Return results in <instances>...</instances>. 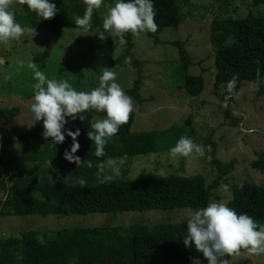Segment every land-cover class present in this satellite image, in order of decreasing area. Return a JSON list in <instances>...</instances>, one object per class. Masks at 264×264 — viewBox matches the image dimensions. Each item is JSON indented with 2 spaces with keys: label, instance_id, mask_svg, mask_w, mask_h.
Returning a JSON list of instances; mask_svg holds the SVG:
<instances>
[{
  "label": "rangeland",
  "instance_id": "rangeland-1",
  "mask_svg": "<svg viewBox=\"0 0 264 264\" xmlns=\"http://www.w3.org/2000/svg\"><path fill=\"white\" fill-rule=\"evenodd\" d=\"M115 2L106 0L99 13L105 16ZM248 3L249 0H188L180 5L184 19L175 31L166 28L154 32L152 36L142 33L138 38L128 33L123 43L107 34L103 41L98 39L94 33L101 30L98 28L91 29L90 33L68 28L59 35L35 29L37 34L34 37L26 32L18 41L0 43V108L18 107L10 125L0 124V140L12 142L11 149L0 150V178L9 184L8 167L5 165L9 163L12 151L19 149L12 130L24 133L33 123L30 104L35 93L33 85L37 83L35 71L43 72L48 79L67 80L77 91H90L99 86V77L107 67L117 74L116 82L126 94L134 78L132 59H138L142 61L140 96L144 101L140 105L133 101L132 133L127 136V143L131 150L143 154L130 157L125 171L121 166L119 176L133 179L147 175L200 174L204 184L208 185L215 175L211 161L218 159L225 162L233 158V169L225 175L224 184L220 183L210 190L207 205L225 203L230 197L231 186H239L244 180L259 183L262 175L252 169L249 162L255 158V151L264 147V95H257L255 84L248 81L242 82L232 94L227 91V86L213 90V49L209 43V23L213 17L243 16L249 10L264 15V7H252ZM14 9L18 10L14 7L10 10ZM174 39L184 42L191 61L186 71L203 79L202 89L197 95L186 96L176 87L182 82V72L175 47L167 44ZM127 41L129 45H126ZM33 63L36 67H29ZM172 124L192 128L194 142L210 146L211 150H206L203 157L193 154L173 158L170 155L173 144L164 139L153 148L151 131L162 130ZM136 141L140 145H136ZM108 159L105 158V161ZM53 169L55 167L51 163L49 166L47 160L36 161L26 165V175L29 181H38L42 177L50 178L55 172ZM97 175L98 169L91 171L89 167H84L73 174H65L63 182L81 185L78 181L83 179L86 182L83 185H88L97 179ZM221 185H228L229 190L224 191ZM4 196L0 187V241L7 237L19 238L30 231L42 240L56 229L73 226L181 222L186 221L189 213L194 211L181 208L117 214L94 212L19 216L1 206ZM257 224L264 225V222L257 221ZM63 236L76 235L68 232ZM222 259L227 264H264V254L252 255L246 249H241L239 255L224 256Z\"/></svg>",
  "mask_w": 264,
  "mask_h": 264
},
{
  "label": "trees",
  "instance_id": "trees-1",
  "mask_svg": "<svg viewBox=\"0 0 264 264\" xmlns=\"http://www.w3.org/2000/svg\"><path fill=\"white\" fill-rule=\"evenodd\" d=\"M188 0H152L155 7V23L159 30L169 28L173 31L184 19L181 3ZM57 7L54 18L44 20L35 12L29 11L26 5L14 4L18 10L15 14L17 23L28 28L42 29L50 34L59 35L64 29H78L75 20L82 17L85 11L83 0H50ZM106 0H103V3ZM252 7H264V0H249ZM257 13V14H256ZM247 11L243 16H215L209 23V43L213 49L212 89L227 86L234 75L238 77L236 90L242 82H253L256 94L264 95V82H257L256 70L264 78V15ZM104 15L95 10L92 27L102 29ZM152 36V32H146ZM128 34V33H127ZM127 36V35H126ZM128 38V37H126ZM86 39H88L86 37ZM167 44L175 47L177 60L182 72V82L176 87L186 96L197 95L203 86V79L198 74L188 73L191 64L184 47L183 40L174 39ZM126 45H129L128 41ZM126 50V49H125ZM127 51V50H126ZM134 78L126 89V94L138 105L142 100L141 64L142 61L132 59ZM18 113V107L0 108V124L8 126ZM85 120L78 117L67 118L65 129L80 130L77 137L79 150L74 154L82 159L78 165L64 159L65 150H70L72 139L65 137L61 144H53L51 138L42 137L43 125L33 120L32 126L24 133L13 129L18 140L19 149L13 150L8 167L9 184L0 178V187L5 193L1 206L15 215L75 213L88 214L105 212L117 214L124 211L163 210L170 211L181 208L197 210L207 206L210 190L218 184H224L225 175L233 169L234 159L222 162L211 161L215 169L212 181L205 185L200 174L190 176H158L147 175L140 178L119 176L110 182L78 185L63 182V176L75 173L92 162L91 171L105 158L125 157L122 165L125 171L129 158L140 151H133L127 143L134 111L128 123L122 125L118 133L108 139L103 157L95 156V144L87 137L91 124L96 117L104 118L105 113L94 110L83 113ZM136 133V132H135ZM152 144L156 147L164 139L175 146L181 136L195 140L194 131L190 127L172 124L162 130H153ZM163 140V141H164ZM136 145H140L136 141ZM168 146V145H167ZM12 147L9 140H0V150ZM47 160L55 167L54 174L42 177L38 181H29L26 165L36 161ZM84 165V166H83ZM249 166L261 175L259 183L244 180L239 186H231L230 197L225 204L237 214H248L256 222H264V147L255 151V158ZM71 232L75 237H66ZM186 221H159L153 224L129 223L126 225L101 224L97 226L70 229L59 228L48 237L39 240L33 232L22 234L19 238L7 237L0 241V264H193L199 259L206 264L201 253L194 247H186L183 238L186 235Z\"/></svg>",
  "mask_w": 264,
  "mask_h": 264
},
{
  "label": "clouds",
  "instance_id": "clouds-1",
  "mask_svg": "<svg viewBox=\"0 0 264 264\" xmlns=\"http://www.w3.org/2000/svg\"><path fill=\"white\" fill-rule=\"evenodd\" d=\"M26 5L29 11L35 12L44 20L54 18L57 7L50 0H0V43L8 44L18 41L25 33L34 37L37 33L34 28L25 29L15 20V14L10 9L14 4ZM85 11L82 17L78 16L75 24L84 33H90L92 17L95 10L103 5V0H83ZM155 7L152 0H116L103 18L102 31L94 32L98 39H106V35L119 38L124 42L125 34L131 33L140 37L142 33L156 32ZM93 34V33H91ZM130 60V58H128ZM35 68L36 65L30 64ZM37 83L30 111L35 122L42 123V137L51 138L53 144H61L65 137H71L70 150H65L64 159L76 165L82 159L74 155L80 148L77 137L80 130L65 129L67 118L75 120L77 117L83 122V113L95 111L105 113L104 118L96 117L91 124L87 137L95 144V156L105 155V145L111 137L115 136L120 127L128 123L130 114L134 111V102L127 96L121 86L116 82L117 74L105 67L99 77V86L90 91H77L67 80L57 81L48 79L39 70L34 72ZM257 82H264L260 69L256 70ZM238 77L234 75L227 82V91L232 94ZM210 151V146L197 144L193 139L181 136L175 146L170 149L173 158L189 157L193 154L203 157ZM126 163L125 157L109 158L96 165L99 183L110 182L114 176L120 175L121 166ZM50 166V162H49ZM92 162H87L91 168ZM106 169L108 172L106 173ZM55 171V169H53ZM81 185L85 180L78 181ZM228 191V185H221ZM187 232L183 238L186 247H194L201 253L207 264H227L224 256L239 255L241 249L249 254H264V225L257 222L248 214H237L223 202H212L206 207L189 213L186 217ZM193 264H200L199 259H193Z\"/></svg>",
  "mask_w": 264,
  "mask_h": 264
}]
</instances>
